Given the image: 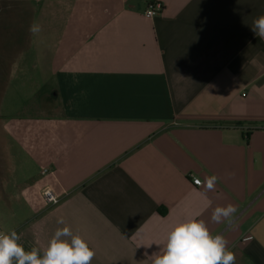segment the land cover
<instances>
[{
	"label": "crops",
	"instance_id": "obj_1",
	"mask_svg": "<svg viewBox=\"0 0 264 264\" xmlns=\"http://www.w3.org/2000/svg\"><path fill=\"white\" fill-rule=\"evenodd\" d=\"M149 1L0 0V232L42 251L66 225L91 264H151L196 218L235 264H264V0L146 18Z\"/></svg>",
	"mask_w": 264,
	"mask_h": 264
},
{
	"label": "clouds",
	"instance_id": "obj_2",
	"mask_svg": "<svg viewBox=\"0 0 264 264\" xmlns=\"http://www.w3.org/2000/svg\"><path fill=\"white\" fill-rule=\"evenodd\" d=\"M252 31L264 39V15L253 21ZM29 31L36 34L40 27L33 23ZM217 178H208L207 190H214ZM237 209L234 205L217 207L212 213V221L220 223L229 220ZM58 224H65L61 217ZM16 231L0 232V264H91L95 256L93 249L70 227L57 228L45 249L25 250L19 243ZM223 234L212 235L207 224L196 218L176 223L167 232L161 252L151 255V264H235L236 257L228 249ZM147 255V254H146Z\"/></svg>",
	"mask_w": 264,
	"mask_h": 264
},
{
	"label": "built area",
	"instance_id": "obj_3",
	"mask_svg": "<svg viewBox=\"0 0 264 264\" xmlns=\"http://www.w3.org/2000/svg\"><path fill=\"white\" fill-rule=\"evenodd\" d=\"M164 6L163 3L158 0H152L147 2L144 16L146 18H153L155 16L160 15L163 12ZM53 172H50L48 169L44 168L41 170V175L51 174ZM193 186H199L201 184L200 180L198 178L192 179ZM41 196L45 200V202L49 205H56L59 202V198L57 195L53 192V190L49 187H44L41 190ZM252 237H248L246 239H251Z\"/></svg>",
	"mask_w": 264,
	"mask_h": 264
},
{
	"label": "rangeland",
	"instance_id": "obj_4",
	"mask_svg": "<svg viewBox=\"0 0 264 264\" xmlns=\"http://www.w3.org/2000/svg\"><path fill=\"white\" fill-rule=\"evenodd\" d=\"M29 1V4L32 6V7H35L34 6V2H35V4H36V0H28Z\"/></svg>",
	"mask_w": 264,
	"mask_h": 264
},
{
	"label": "trees",
	"instance_id": "obj_5",
	"mask_svg": "<svg viewBox=\"0 0 264 264\" xmlns=\"http://www.w3.org/2000/svg\"><path fill=\"white\" fill-rule=\"evenodd\" d=\"M161 213L163 214V213H164V211H161Z\"/></svg>",
	"mask_w": 264,
	"mask_h": 264
}]
</instances>
